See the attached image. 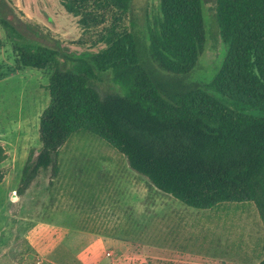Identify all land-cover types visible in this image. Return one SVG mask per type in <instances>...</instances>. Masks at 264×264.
Returning a JSON list of instances; mask_svg holds the SVG:
<instances>
[{
    "label": "trees",
    "instance_id": "trees-1",
    "mask_svg": "<svg viewBox=\"0 0 264 264\" xmlns=\"http://www.w3.org/2000/svg\"><path fill=\"white\" fill-rule=\"evenodd\" d=\"M62 2L84 26L101 25L110 13L98 39L105 46L61 61L60 50L29 40L3 19L17 36L12 45L19 64L52 68L51 99L40 117L42 146L28 158L17 192L23 194L42 169L55 167L60 147L86 128L185 204L205 209L253 201L264 221V0H216L227 48L204 87L188 81L207 43L203 0H160L145 38L124 21L132 0ZM108 73L116 90L103 95L98 82ZM222 97L261 114L229 106ZM6 157L0 145V183Z\"/></svg>",
    "mask_w": 264,
    "mask_h": 264
},
{
    "label": "rangeland",
    "instance_id": "rangeland-1",
    "mask_svg": "<svg viewBox=\"0 0 264 264\" xmlns=\"http://www.w3.org/2000/svg\"><path fill=\"white\" fill-rule=\"evenodd\" d=\"M159 3L132 0L126 25L145 38ZM203 5L206 48L188 77L201 86L215 75L227 48L216 0ZM4 18L29 40L60 50L61 61L105 46L98 39L112 21L107 13L103 24L84 26L62 0H0V145L7 153L1 163L0 264H259L264 259V221L253 201L189 206L132 169L124 154L91 129L73 132L60 147L56 166L42 169L19 194L23 168L42 146L40 117L51 99L52 68L19 64L12 45L17 36L9 34ZM98 88L103 95L116 90L111 73Z\"/></svg>",
    "mask_w": 264,
    "mask_h": 264
}]
</instances>
